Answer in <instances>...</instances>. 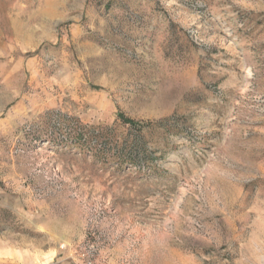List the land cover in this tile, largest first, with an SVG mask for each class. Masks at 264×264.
<instances>
[{
	"label": "rangeland",
	"instance_id": "374dc122",
	"mask_svg": "<svg viewBox=\"0 0 264 264\" xmlns=\"http://www.w3.org/2000/svg\"><path fill=\"white\" fill-rule=\"evenodd\" d=\"M0 264H264V0H0Z\"/></svg>",
	"mask_w": 264,
	"mask_h": 264
},
{
	"label": "trees",
	"instance_id": "16d2710c",
	"mask_svg": "<svg viewBox=\"0 0 264 264\" xmlns=\"http://www.w3.org/2000/svg\"><path fill=\"white\" fill-rule=\"evenodd\" d=\"M120 121L130 126L136 131H142L144 126L133 119L127 118L122 113L119 114ZM58 137L51 139L52 142L68 144L70 146L87 151L94 155L98 162L116 164L119 167L124 165H139L143 161L142 151L137 146L132 145H112L110 139V128L108 127H87L78 120L69 117L60 119ZM153 123H147L152 125ZM146 126V125H145ZM48 139V138H47Z\"/></svg>",
	"mask_w": 264,
	"mask_h": 264
}]
</instances>
